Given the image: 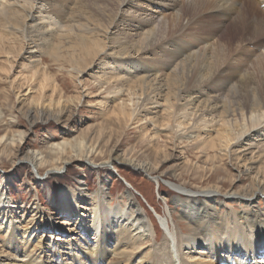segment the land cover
I'll use <instances>...</instances> for the list:
<instances>
[{
    "label": "bare ground",
    "instance_id": "obj_1",
    "mask_svg": "<svg viewBox=\"0 0 264 264\" xmlns=\"http://www.w3.org/2000/svg\"><path fill=\"white\" fill-rule=\"evenodd\" d=\"M132 1L90 0L87 5L84 4L85 0H77L74 3L76 10L74 12L78 15L73 12L75 15L71 14L66 17L65 10L61 5H49L44 0H0V21L4 24L6 32L11 29L19 32L24 38L30 40L36 49H40V53L45 46L49 47L53 44H51V39L57 34L55 39H58L59 45L55 46V44L54 47L58 53L69 48L74 53H79L81 57H85L82 59L83 57L77 56L78 58L75 59V56L74 58L72 56V59H69L78 66V68L73 67V71L80 74L83 72H81V68L89 69L94 63V59L106 51L100 39L104 31L100 35L99 27H104L107 34L112 31L113 23L118 17L114 7L120 8L123 4ZM162 1L166 2V0ZM170 1L171 4L165 6L176 10L177 13L176 24L170 28L171 33L177 35L184 29L183 31H186L187 34H193L192 31L195 32L194 24L206 23V20L198 18H203L206 13H210L213 18L209 24L217 23L218 25L210 27V30L204 26H198V32H203L201 33L203 38L210 39L208 37H213L214 33L222 30L223 27L219 24L224 23L226 19L230 20L235 17L230 23V25H234L230 29L231 37L228 42L224 45L221 44L223 38L218 36L217 42L214 44L216 47L214 50L211 48L213 50L211 54L206 51L207 49L198 53L192 51V46L180 45L175 37L173 39L168 38L167 35L164 37L163 24L160 25L162 21L160 24L158 23V29L156 25L148 22L137 26H132L130 23V28L140 32V44L145 45V47L132 45L131 49L141 54L140 52L149 51L152 46H159L166 55V66L173 67L172 73L168 74L169 77L166 81H163L157 77L152 78L154 74L150 69H139L137 64L129 60V62H125L130 53L129 46L127 49L123 47L121 52L116 53V57L121 63H116L119 67L115 68L114 73L103 72L96 79L99 84L106 85L111 95L117 97L126 93L130 97L128 101L122 100L120 103V119L125 120L129 116V121L135 122L142 113L165 107L163 112L167 114V118L161 117L164 124L158 126V117L150 118L151 124L161 127L162 131H169L172 128L170 131H175L177 136L194 139L203 134L206 135L210 128L219 127L217 132L213 131L216 132V135L212 134L214 137L209 135L210 139L206 144V150L210 148L224 151V156L227 157L229 154L227 151L233 148V145L240 143L241 139L251 133L259 132L264 127V66L261 61L257 60L251 65L252 68L244 70V61L237 58L241 47L234 46L236 40H241V43L264 44V9L262 7L264 0H194L184 4L180 10H177L179 3H176V0ZM187 18L188 27L183 28V21ZM27 20H30L32 26L26 27ZM160 27L161 29H159ZM170 47H173L171 52L167 50ZM123 67H126V71L121 72L120 69ZM130 73H134L131 78L129 77L132 75ZM48 83L51 84V82ZM42 86L43 83L41 88ZM41 88L40 90H42ZM196 89H205L202 92H208V96H213H206L205 99H202L199 96L201 92H197ZM165 92L167 93L164 95ZM135 99H137L136 102ZM142 99V102L139 101ZM127 103L137 105L135 111H131L129 115ZM66 105H68V101L60 100L53 105L51 100L49 104H43L41 107L40 104L35 107L30 106L24 115L32 127L40 122L47 123L52 120L59 122L67 113ZM145 117L147 116L145 115ZM191 123H193L192 127H190ZM25 138L26 132L23 131L13 133L11 137L8 135L0 137V146H4L2 154L23 144ZM48 150L51 154L56 155L58 161L69 155L73 159L90 161L99 151L91 145L86 137L85 139L84 137L77 139L74 137L73 140L52 143ZM156 155L163 159L162 162L168 161L170 158L169 153L160 147L157 148ZM129 158L120 155L118 150L113 149L109 160L106 158L108 162L104 165L117 163L128 165L133 170L140 171L150 177L157 175L160 171L157 164L153 165L152 162H140ZM22 160L35 166L38 172H40V168L52 165L50 163L52 161L42 157L38 151L25 152ZM251 164L249 173L257 172L251 177L249 184L239 191H230L226 194L234 197L233 199L237 201H242L245 205L240 212L236 211L235 215L223 214L222 209L214 203V194L218 191L216 188H209L201 192V195L193 196L186 189L174 186L173 189L178 195L171 201L172 205L180 208V211L173 210L172 207L170 216L174 224L177 222L173 233L169 230V224L164 220L161 221L169 230L167 243L171 241L174 243L176 235L179 234L184 250L190 251V253L194 249H203L204 252L207 250L213 259L216 257V262L222 264H252L253 262L264 264V260H261L264 259V210L255 206V199L264 196V167L253 166L256 162ZM50 167L52 171L60 170L56 166ZM162 176L170 181L175 180L176 177L174 171L162 172ZM89 195L83 186L78 187L77 190L62 188L60 193V212L65 217L73 216L75 219L72 222L73 234L78 236L79 242L83 245L80 247L81 244H74L71 248L72 252L80 254L88 264H190L182 262L180 254V260L176 258L177 251L173 243L158 250L163 257V262L158 260L157 255L159 254H157L158 251L155 250L151 239L153 229L148 224L147 217L140 210L137 201L129 193L122 195L120 202L114 208L110 204V194L103 186L93 193L92 197ZM10 200L11 198L5 193V187H2L0 193V234L7 237L6 244L9 245L8 247L0 245V263L4 264L2 259L7 258L6 264H42L33 252L19 251L20 241L26 245L30 240L37 242L39 248H43L44 244L43 239L37 237L35 231L20 230L12 215L15 207ZM35 212L37 214L34 221H36V225L43 228L46 221L39 216L43 210L36 206ZM56 227L52 223L51 228L57 229ZM51 249L55 255H61L63 252L57 250L55 245ZM18 257L21 258L20 261L17 260ZM191 259L189 257L188 262Z\"/></svg>",
    "mask_w": 264,
    "mask_h": 264
},
{
    "label": "rangeland",
    "instance_id": "obj_2",
    "mask_svg": "<svg viewBox=\"0 0 264 264\" xmlns=\"http://www.w3.org/2000/svg\"><path fill=\"white\" fill-rule=\"evenodd\" d=\"M44 1L48 2L49 5H61L62 9L65 10L66 17L76 14L74 3L77 0H74V2L73 0ZM88 1L90 0H85L84 4L88 5ZM133 1L123 4L120 8L114 7L118 17L113 23L111 34L110 32L105 33L104 27H99V30H101L100 35L104 31L102 36L99 37L106 51L99 56L100 58L98 57L99 59H94V63L91 64L89 69L87 67L86 70L85 67H83L84 69L81 68V72H83L80 74L73 71L72 68H78V66L69 59H72V56L73 58L75 56L76 59L81 55L74 53L69 48L58 53L54 47L55 44V46L59 45L58 39H55L57 34L51 39V44H53L49 47L45 46L41 50L42 53H40V49H36L30 40L24 38L19 32L12 29L6 32L4 24L0 21V137L5 135L11 137L13 133L20 131L26 132L23 144L16 146L9 152L2 154L4 146H0V193L2 187H5V193L11 198L10 202L15 207L12 215L20 230L35 231L37 237L43 239V248H39L37 242L31 240L27 245L22 241L18 244L19 251L28 250L33 252L42 264H88L80 254L72 252L71 248L74 244H81L80 247H83V245L79 242L78 236L73 234L72 222L75 221L73 216L65 217L60 212L62 188L77 190L78 187L83 186L85 191L90 194L89 197H92L93 193L103 186L110 194L109 199L112 208L118 205L122 195L129 193L147 217V222L153 229L151 233L152 244L155 250L158 251L173 243L172 241L167 243L169 230L173 233L177 223L174 224L170 216L172 207L173 210L180 211V208L172 205L171 201L178 195L173 189L174 186L186 189L193 196H199L201 192L209 188H216L218 191L214 194V203L222 209L223 214L235 215L236 211L240 212L245 205L242 201H237L233 199L234 197L226 195L227 192L239 191L249 184L251 177L257 172L255 170L256 172L249 173L251 163L256 162L253 166L259 168L264 167V127L259 132L251 133L241 139L240 143L236 144L237 146L233 145V148L227 151L229 152L228 156L225 157L224 151L210 148L206 150V144L210 139L209 135H216L219 127L210 128L206 135L203 134L195 139L185 138L184 136L179 137L175 131H170L172 128L169 131H162L161 127L158 126L163 125V119L167 118V114L163 112L165 107H159L154 111H146L135 122L129 121V116L125 120L120 119V103L122 100L128 101L130 97L126 93L117 97L111 95L106 85L99 84L96 79L103 72L107 74L114 73V70L119 67L116 63H121V61H118L116 53L121 52L123 47L127 49L130 46L128 48L130 53L127 55L125 62H134L139 69H150L154 74L152 78L157 77L166 81L172 73L171 69L173 70V67L168 68L166 66V55L159 46H152L149 51L140 52L141 54L131 49L132 45L138 47H145V45L140 44V32L130 28V23L132 26H137L148 22L157 27L162 21L160 25L163 24L162 31L164 33H162L164 37L168 36L170 39L175 37L180 45L192 46V51L199 53L207 49L206 51L211 54L216 47L214 44L217 42L218 36L223 38L221 44L224 45L228 42L231 37L229 35L230 29L234 25H230V23L235 19V17L230 20L226 19L224 23L219 24L223 27L222 30L216 34L214 33L213 37H208L210 39H206L201 35L202 31L198 32V26L201 25L210 30V27L218 25L217 23L209 24L213 16L206 13L205 16L203 14V18H198L199 20H206V23L194 24L195 32L192 31L193 34H187L183 29L177 35H174L170 32V28L176 24L175 17L177 13L176 10L165 6L171 4L170 0H166V2L162 0ZM176 1V3H179L177 10H180L184 4L194 0ZM220 18L222 20V17ZM187 23L188 18L183 21L182 27H188ZM27 26H32L30 20L26 21ZM119 39L121 40L119 41ZM235 45L241 47L237 58L244 61V70L250 69L251 65L257 60L261 61L264 66V44L241 43V40H236ZM51 47L52 49H50ZM209 47L210 49H208ZM53 49L55 52L52 51ZM167 50L171 52L173 47ZM82 57V59L85 58ZM120 71H126V67L121 68ZM130 74H132L129 76L130 78L134 76V73ZM41 82L43 83L42 88ZM48 82H51V84ZM204 90L196 89L197 92H201L199 96L202 99H205L206 96H213H208V92H202ZM79 99L80 101H78ZM51 100L53 105L60 100L62 102L68 101V105H66L67 113L62 118L63 120L61 119L59 122L54 120L47 123L40 122L32 127L24 115L27 109L30 106L35 107L37 104H40V107L43 104L47 105ZM139 101L142 102L143 99ZM127 104L129 105V111H127L129 115L131 111H135L137 105ZM138 110L140 109L138 108ZM154 117L163 118H161L162 122L157 119L159 121L158 126L151 124L149 121L150 118ZM192 124H190V127H192ZM214 130L216 132H213ZM157 131H159L158 134ZM11 133L12 135H10ZM82 136L84 139L86 137L91 145L99 150L94 159L90 161L73 159L70 155L58 161L56 155L51 154L48 150L52 143L73 140L74 137L75 139L83 138ZM158 147L169 153L170 158L168 161L162 162L163 159L156 155ZM113 149L118 150L120 155L130 157L129 159L152 162L153 165L157 164L160 171L157 175L150 177L140 171L133 170L128 165L120 163L104 165L108 162ZM30 150L38 151L42 154V157L52 161L50 166H56L60 170L52 171L51 167L47 165L40 168V172H38L35 166L22 160L24 153ZM229 156H232V158ZM211 157L213 160H211ZM256 157L257 159H255ZM173 171L176 176L173 181L162 176V172ZM36 206L43 210V213H39V216L46 221L43 228L36 225V221H34L37 214L35 212ZM255 206L264 210V196L255 199ZM162 220L169 224V230L162 224ZM52 223L57 226V229L51 228ZM6 242L7 237L0 234V245L8 247L9 244H6ZM53 245L57 250L63 251L61 255L54 254L51 249ZM173 246H176L175 250L177 251L175 253L177 257H175L179 259L180 254L182 262L222 264L216 262V257L213 259L207 250L204 252L203 249H194L191 253L184 250L179 234L176 235ZM159 253L158 251L157 254ZM189 257L192 259L188 262ZM157 258L160 261L163 260L161 254L157 255ZM19 259L21 258L18 257L17 260L20 261ZM6 260L8 259L3 258L2 262L6 264L8 262ZM107 262L109 263V261Z\"/></svg>",
    "mask_w": 264,
    "mask_h": 264
}]
</instances>
